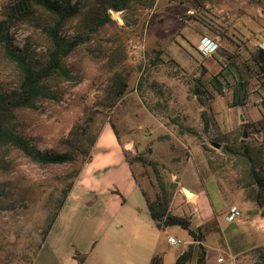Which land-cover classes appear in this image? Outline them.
Instances as JSON below:
<instances>
[{
	"label": "rangeland",
	"instance_id": "rangeland-1",
	"mask_svg": "<svg viewBox=\"0 0 264 264\" xmlns=\"http://www.w3.org/2000/svg\"><path fill=\"white\" fill-rule=\"evenodd\" d=\"M5 2L0 0V20ZM263 6L264 0H156L150 7L146 0H135L125 10L109 9L111 21L65 59L75 78L51 80L60 100L43 99L38 110H19L21 129L40 150L69 149L64 137L120 74L127 83L124 97L114 108L100 106L101 112H96L102 129L112 120L124 140L132 139L129 150L158 160L167 180H172L170 154L176 160L187 158L188 147L199 144L231 203L246 215L248 208L258 207L257 188L242 187L247 164L225 147L241 151L243 144L248 145L256 165L264 167V117L247 123L240 120L241 112L260 117L264 104L255 101L263 95L254 77L245 106L233 105L238 73L229 62L230 55L240 53L239 64L243 65L253 51L264 47ZM86 17L85 13L69 21L62 34L66 38L86 34ZM52 22L54 18L40 10L25 23L8 22V39H3L0 30V90L16 87L20 79L8 50L22 51L35 63L42 61L51 46L45 27ZM204 36L217 39L224 55L218 53L211 59L202 55L199 45ZM219 72L226 76L220 77L225 85L221 94L212 85V76ZM81 164L82 155L76 166ZM134 166L142 185L153 195L154 177L140 163ZM71 167L43 165L18 148L0 147V264H28L55 209L62 187L59 176ZM211 239L207 237L208 242ZM253 260L243 258L241 262L251 264Z\"/></svg>",
	"mask_w": 264,
	"mask_h": 264
},
{
	"label": "crops",
	"instance_id": "crops-1",
	"mask_svg": "<svg viewBox=\"0 0 264 264\" xmlns=\"http://www.w3.org/2000/svg\"><path fill=\"white\" fill-rule=\"evenodd\" d=\"M260 92L264 104V86ZM263 117L240 113L241 122ZM119 137L111 125L103 127L33 264H150L155 254L162 255L165 264H174L188 244L195 242L181 226L156 225L135 166L124 153L133 141ZM186 154L187 158L178 160L169 156L171 177L178 184L171 211L191 217L192 229L201 228L207 264H235L238 256L264 245L262 209L255 205L242 215L240 206L225 198L224 184L204 159L201 146L188 147ZM233 205L240 208V214L228 220ZM170 237L184 243L171 244Z\"/></svg>",
	"mask_w": 264,
	"mask_h": 264
},
{
	"label": "trees",
	"instance_id": "trees-1",
	"mask_svg": "<svg viewBox=\"0 0 264 264\" xmlns=\"http://www.w3.org/2000/svg\"><path fill=\"white\" fill-rule=\"evenodd\" d=\"M134 1L6 0L3 6L4 19L0 20V30L3 39H8V33L5 31L8 22L25 23L32 20L40 10L48 12L54 18V22L45 27V32L51 40V46L42 61L35 63L22 51L8 50L10 57L16 62L20 70V79L16 87L0 90V147L13 146L18 148L31 160L43 165L72 166L59 176V182L62 183V187L59 196L56 198L55 209L52 212L47 228L44 230L42 242L34 254L27 260L28 264H33L46 235L80 174L82 165L91 157L92 149L102 130V124L97 123L96 112H101L99 110L100 106L110 109L114 108L124 97L127 83L125 78L117 74L104 88L105 95L90 107L85 108L84 113L76 120L69 133L64 137V141L69 147L65 151L40 150L21 129L18 111L25 108L38 110L40 108L39 101L43 99L60 100L59 89L51 85V80L55 77H61L64 80L75 78L72 69L65 63V59L76 47L90 40L92 33L98 31L111 21L109 9L122 11L129 8ZM155 1L146 0L147 6L151 7ZM255 1L263 2V0ZM85 13L87 14L86 19L88 20L87 26L89 31L74 38H66L62 34L65 25L72 19L84 16ZM214 40L218 43L219 47L212 55L216 57L218 53L224 55V49L221 47V44L217 39ZM261 40L264 39L261 38ZM245 47L249 49V43H246ZM239 55L240 53L236 56L235 54L230 55L229 62L238 73V83L233 92L235 99L233 105L244 106L248 97L251 79L257 77L261 86H264V47H258L253 51L252 56L243 60V65L239 64L240 59L242 60L243 58V56ZM220 77L226 78L223 72L213 75L212 85L221 94L225 90V85ZM197 81H200L199 78H197ZM197 89L199 90L200 88ZM109 123H111L113 130L118 138H120L116 124L110 119ZM208 127L209 124L206 122L205 128ZM207 149L205 148V150ZM225 149L244 158L247 169L246 180L242 187L255 186L257 188L256 203L259 208L264 209V167L256 165L254 157L250 155L249 147L246 144L242 145L241 151L232 150L228 147H225ZM124 153L131 164L134 165L135 162L140 163L145 173L147 175L150 174V177H154L152 182L154 194L151 195L142 185L135 170L136 177L156 225L159 228L175 225L181 226L195 240V242L188 244L174 264H207V250L201 243L203 240V234L200 232L201 228L192 229L191 217L178 215L171 211L172 199L178 188L177 182L167 180L162 172L163 165L158 160L147 158L144 152L135 153L132 150L125 149ZM81 155L82 164L76 166ZM4 163L2 164L4 165ZM5 166L7 165L5 164ZM223 194L225 198L230 199L224 188ZM262 213L264 215V210H262ZM243 258L254 259L251 264H264V245L253 248L238 256L236 258L237 264H242L241 259ZM150 264L165 263L162 255L155 254Z\"/></svg>",
	"mask_w": 264,
	"mask_h": 264
},
{
	"label": "built area",
	"instance_id": "built-area-1",
	"mask_svg": "<svg viewBox=\"0 0 264 264\" xmlns=\"http://www.w3.org/2000/svg\"><path fill=\"white\" fill-rule=\"evenodd\" d=\"M218 47H219L218 43L214 39H212L208 36H204L201 39V42L199 45V49H200V52L202 55H211V54L216 52ZM255 101L257 104H259V103H261L262 98L261 99L258 98ZM239 214H240V208L237 205H233L230 208V213L227 216V219L228 220H234ZM169 242L171 244H174V245H180V244L184 243L183 240L175 238V237H170ZM222 260H223V258H220V261H222Z\"/></svg>",
	"mask_w": 264,
	"mask_h": 264
},
{
	"label": "water",
	"instance_id": "water-1",
	"mask_svg": "<svg viewBox=\"0 0 264 264\" xmlns=\"http://www.w3.org/2000/svg\"><path fill=\"white\" fill-rule=\"evenodd\" d=\"M244 136L246 137L247 134L244 132ZM217 147H220V144H215Z\"/></svg>",
	"mask_w": 264,
	"mask_h": 264
},
{
	"label": "bare ground",
	"instance_id": "bare-ground-1",
	"mask_svg": "<svg viewBox=\"0 0 264 264\" xmlns=\"http://www.w3.org/2000/svg\"><path fill=\"white\" fill-rule=\"evenodd\" d=\"M188 193H189L190 195H192V193H191L190 191H188Z\"/></svg>",
	"mask_w": 264,
	"mask_h": 264
}]
</instances>
